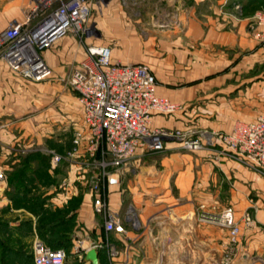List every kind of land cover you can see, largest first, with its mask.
<instances>
[{"label":"crops","instance_id":"1","mask_svg":"<svg viewBox=\"0 0 264 264\" xmlns=\"http://www.w3.org/2000/svg\"><path fill=\"white\" fill-rule=\"evenodd\" d=\"M25 1L0 0V14L3 16L0 27L13 18L22 17L21 7ZM135 2V11L129 12L128 4ZM237 5L241 6L244 19L237 20ZM262 11L264 0H111L101 12L93 14L96 32L91 41L108 44L114 61L141 62L150 67L157 82L156 94L179 106L196 104V110L203 116L201 126L211 130L229 129L234 121L247 122L264 114V108L259 110L253 100L243 102L240 85L235 83L232 88L243 66L239 61L240 51L252 49L256 44L246 30V23L253 14ZM153 21L152 27L147 29L148 38L138 47L141 34H137L135 25L130 24ZM99 23L103 28L109 29L111 26L115 31V35L119 36L112 38L116 40L115 43L95 42L100 34ZM76 48L77 40L64 36L53 47L43 51V58L53 69L55 79H26L0 60V167L4 172L18 170L21 160L34 147L47 142L57 147L64 144L69 116L66 110L68 108L72 112L69 117L75 118L73 114L77 102L75 94L72 97L67 95L61 82L63 77L60 78L62 72L52 57L59 58L64 51L72 53ZM80 53L76 59H72V66L84 57L82 49ZM247 89L249 92L252 86L249 85ZM230 94L233 95L232 100L227 99ZM177 110L172 114H154L151 127L183 128L178 125L183 123L182 118L185 117ZM228 113L232 116L228 117ZM79 115L75 128L82 125L81 109ZM172 142L166 143L165 150L171 149L168 145ZM15 151L16 154L11 156L10 153ZM189 152L179 154L167 151L158 159L156 169L152 168L151 175L145 179L147 186L155 187L153 190L159 191L164 201L169 196L175 199L174 203H162L155 209L145 206L140 213L142 227L134 231L125 229L124 239L136 242L138 237H143L142 241H138L139 246H134L135 249L143 248V258L139 263L145 260L148 264L161 260L202 262L205 228L196 221L195 205L206 202L219 208L230 206L236 214L246 209L254 214L253 227H242L240 257L234 264H264V177L226 154H221L215 161L213 157L209 159L201 153ZM143 155L142 152L134 155L126 165L135 166ZM8 158L14 160L13 165L7 163ZM15 161L17 166H14ZM169 182L174 191L172 194ZM5 188L6 180L0 184V208L9 202ZM74 193L75 189L72 188L65 194ZM88 193L89 197L84 195L76 210L75 225L80 229L72 233L73 240L95 227L93 217L100 218L91 209L89 190ZM112 193L110 208L120 223V192ZM53 198L52 203L57 205L62 197ZM12 212L17 218L16 224L21 219H30L33 223L36 219L35 215L22 208ZM170 230L175 236L170 234ZM166 237L169 243L163 247L162 255L155 253L154 250L164 244ZM171 244L174 246L173 252L170 251ZM121 258L125 259L123 255Z\"/></svg>","mask_w":264,"mask_h":264},{"label":"built area","instance_id":"2","mask_svg":"<svg viewBox=\"0 0 264 264\" xmlns=\"http://www.w3.org/2000/svg\"><path fill=\"white\" fill-rule=\"evenodd\" d=\"M110 1L26 0L21 7L22 17L0 27V60L29 80L49 77L51 69L42 54L45 49L53 47L64 36L80 44L84 57L72 66L66 83L78 100L82 125L73 130L71 150L57 154L50 149L47 153L51 154V168L64 159L81 158L75 163L84 172L89 171L86 181L92 195L91 209L102 219L106 233L124 230L109 207L104 189L130 158L141 152L164 151L166 143L172 141L187 151L215 145L211 138H205L204 132L151 127L154 114H172L178 105L156 94L157 82L146 64L114 61L108 44L91 41L96 32L93 14L101 12ZM249 31L256 40L264 42V11L253 14ZM217 135L222 151L264 173V114L247 122H237L231 132ZM4 181L5 172L0 167V184ZM197 209L199 212L201 206ZM206 216L211 223L225 228L233 243L238 242L241 225L232 207ZM241 220L245 225L252 224L247 213ZM73 241V253L79 259H83L87 249L101 246L99 242L79 238ZM32 242L33 264H64L67 257L64 249L49 247L37 236Z\"/></svg>","mask_w":264,"mask_h":264},{"label":"rangeland","instance_id":"3","mask_svg":"<svg viewBox=\"0 0 264 264\" xmlns=\"http://www.w3.org/2000/svg\"><path fill=\"white\" fill-rule=\"evenodd\" d=\"M20 3V0H17ZM137 2L128 4V10L129 12H132V10L135 11L137 7ZM19 5V4H18ZM237 13L236 17L237 20L244 19V15H242L240 9L241 6L237 5L236 7ZM244 14V13H243ZM3 19V16L0 14V20ZM251 19H248L246 23V30L249 32V34L252 36L251 32L249 31V23ZM5 22V21H4ZM154 23L153 22H138V23H131L130 26L135 25L136 27V33H140V41L139 44H143L144 41H146V34H148V28ZM156 24V22H155ZM152 27V26H151ZM98 28L100 29V34L98 35V38L95 40V42H107L111 41L113 43L116 42V40L112 38H116L115 31L112 30L111 26L108 27L109 29H105V27H102V23L98 24ZM156 28V27H155ZM102 29V31H101ZM104 30V31H103ZM148 31V32H147ZM99 32V31H98ZM115 35V36H114ZM119 38V36H117ZM252 38L256 41V44L252 47V49H246L244 51H240L239 53V61L240 64L243 65L240 67V72H239V79L237 81L234 80L232 84V88L234 87L233 85L236 83L239 86L240 89H242V100L243 102L245 100H253L258 107L259 110H263L264 108V44L263 42H259L256 40L253 36ZM76 44L74 43V47ZM142 47V46H141ZM81 46L79 43H77V48L76 51L72 53H67L64 51V54H60L59 58L52 57L54 60L57 62V67H59V70L62 72L61 77H63V80L61 81L63 85L65 86V90L67 95L70 97L74 96V92L70 88L69 85H67L66 80L69 72L72 70V64L73 61L72 59H76L79 54H81ZM251 53V54H250ZM152 57V56H151ZM247 58V59H246ZM5 63V62H4ZM6 64V63H5ZM7 66V64H6ZM232 66V64L230 65ZM62 69V70H61ZM51 69V73L49 77L51 79H55V75ZM226 70V69H225ZM249 85L252 86V89L248 92V87ZM45 93V92H44ZM43 93V94H44ZM229 94V93H228ZM230 94L227 96V99L232 100L233 95ZM74 100V99H73ZM75 102H77V107L75 110V118L74 117H69L71 113L69 112L68 108L66 110V114L68 116V123H67V137L66 140L64 141V144L61 145L60 147H57L55 145H52L50 142H47L45 145H41L38 147H34L29 155L30 158L27 160L28 161V171L26 173V179H28L24 183V187L27 191V197L24 200L25 203L28 205L31 204L32 199L36 198H42L45 197L47 202L45 203L47 206L45 207L46 210H54L57 207H62L65 205V202L69 200L68 197L72 196V198H77L80 201L83 200V196L86 195V198H88V190H89V184L88 180L89 179V171L85 170L83 167L80 165L78 166L75 161H79L81 158L78 157L74 161L71 159L68 160H61L58 162V164L54 167L51 168V154L47 153L48 150L52 149L55 153L57 154H63L68 150H71L72 147V135H73V130L78 124V118H79V110L80 106L78 103V100L75 99ZM196 104L189 103L187 106L178 105V112H182L185 118H182L183 123L179 124L178 127H183V128H178L181 130H191L196 133H203L205 138L212 139L213 143L215 145L204 148L203 150H196V151H190V150H185L180 147V145L177 142H172V144L168 145L171 146V149H167L164 151H161L159 154H144L142 157H140L137 161L138 163L135 166L127 164L126 167L123 170H120L116 175H114L113 180L111 183L106 184L104 193H105V198L107 199L109 203V207L111 205V197H112V192H120V205H119V213H118V220L120 219V223H122L123 229L125 230H132L133 229H139L142 227V218L140 216V213L143 211L144 207H150V208H158L160 204H172L174 203L175 197H167V201H164L161 197V194L158 193L159 191L153 190L156 189L155 187L153 188L152 186H147L145 179L148 177L147 175H151V169H156V165L159 162L158 159L160 157L164 156L167 154V151L169 152H177L179 154L183 153H191V154H199L201 153L203 157H207L209 159H213L216 161V158L220 156L221 154H226L232 158L233 156L229 155L228 152L222 151L220 148V143L218 140V135L217 133L222 132V133H229L233 130L234 124L237 122H242V121H234L233 126L229 129L227 127H224L219 130H211L206 128L205 126H201L200 122L202 121L203 116L199 111L196 110L195 108ZM229 115V113H228ZM77 116V117H76ZM232 116L230 114L228 117ZM204 125V124H203ZM15 148V145L12 146ZM16 154L15 152L10 153ZM236 159V158H234ZM237 160V159H236ZM7 163L10 164L14 160L11 158V160L8 158L6 159ZM240 162V161H239ZM242 163V162H240ZM47 164L50 165V171L48 172H41L39 171L44 170ZM243 164V163H242ZM14 166H17L16 161L14 163ZM246 166V165H245ZM44 167V168H43ZM247 167V166H246ZM249 168V167H247ZM126 169V170H125ZM249 169H254V168H249ZM256 170V169H254ZM257 171V170H256ZM258 172V171H257ZM260 173V172H258ZM264 177V173H260ZM5 180H6V188H5V196L9 199V202L6 204V206H2L0 208V221L3 223L5 222L10 229L6 228L3 230H7V233L5 234H0V237L2 239H8V243H10V246L16 249H20V251L27 255L31 256V250H32V240L37 235L36 229H35V223L37 222L36 219L33 222H31V225H28V221L30 219H21L19 222L16 224V216L13 215L12 210H16L18 208H22L25 211H28L30 214L34 215L31 210H27L25 207H20L19 206V195H18V185L21 186V184H18L17 180V169L16 170H11L7 171L5 170ZM66 185V189H63V187ZM171 194L174 193L172 186L169 182ZM150 187V188H149ZM74 188L75 189V195H66L65 193L68 192V190ZM157 191V192H156ZM157 193V194H156ZM53 196H60L62 197L60 202L57 203V205H54L52 203V200L54 199ZM92 196V195H91ZM68 198V199H67ZM165 199V198H164ZM28 200V201H26ZM22 201V200H21ZM80 205V204H79ZM195 208V218L198 223H200L203 228V237H204V243H203V252H204V258L203 261L198 264H234L240 257L239 253V247L241 245V230L242 227L245 228H250L253 227L255 224L254 220V214L251 213L248 209L243 210L240 214H236V211L234 210L235 214V219L239 221L241 225V230L239 233L238 237V242L233 243L229 236L228 232L225 228H221L210 221L206 218L207 214L210 212H215L219 213L221 210L224 208H219L214 205H210L208 203L204 202H198ZM201 206V210L198 212V207ZM33 211H39L41 212V221L39 222L40 224H47L48 222H44L42 220L43 215L42 212L43 210L37 206L34 205V208L32 209ZM200 213V216L197 214ZM247 213L252 220L251 225H245L243 223V220H241L242 215ZM36 217V216H35ZM48 217V215H47ZM126 220H125V218ZM200 217V221L198 218ZM101 222L102 219L98 217H93L92 223L95 224L94 228H91L90 231L84 232L81 236H78L79 239L86 238L88 239V242H99L101 246L98 247V249H101V262L100 264H148L147 261L143 263H139V260L143 258V248H138L135 249L134 246H139L138 241H142L143 237L140 236L138 237L139 240L136 242H132L129 238L124 239L126 237L125 231H113V233H106L102 232L101 229ZM174 231V230H173ZM74 234L76 233V230L73 231ZM134 233V232H133ZM144 233V232H143ZM170 234L175 236L174 232L170 230ZM169 235V237L172 239L173 238ZM208 241H207V239ZM206 239V240H205ZM84 240V239H83ZM169 238L166 237V240H164V244L160 247H157L155 249V253L161 254L164 252L163 247H167V244ZM86 241V240H85ZM172 245V244H171ZM173 246V245H172ZM170 247V251L173 252V247ZM70 253H67L66 260L64 264H75V262H80L81 259H79L78 256H76L73 253L72 247L69 249ZM72 252V253H71ZM121 255H123L124 258H121ZM22 254V259L20 262H16L15 259H9V261H6L5 264H26V259L24 258V255ZM125 255V256H124ZM127 257V258H126ZM1 259V257H0ZM124 259V260H123ZM123 261H125L123 263ZM98 263V264H99ZM81 264H89L87 263H81ZM153 264H195V261L191 262L190 261H181V260H165L164 262L161 260L156 261Z\"/></svg>","mask_w":264,"mask_h":264},{"label":"trees","instance_id":"4","mask_svg":"<svg viewBox=\"0 0 264 264\" xmlns=\"http://www.w3.org/2000/svg\"><path fill=\"white\" fill-rule=\"evenodd\" d=\"M31 155H26L21 160V167L17 170V180H18V195H19V206L25 207L27 210H31V212L36 216V223H35V229L37 232V237L44 242L46 245L52 248H61L64 249L66 253H70L69 249L73 245V238L72 233L74 230L80 229L77 227L76 224V210L79 207V199L72 198V196L69 198L68 201L65 202V205L62 207H57L54 210H46L45 207L47 206L45 203L47 200L45 197L42 198H36L32 199L33 202L31 204H27L24 202V200L27 197V191L24 187V183L28 180L25 176L28 171V159ZM44 170H39L41 172H48L50 171V165L47 164V166H44ZM43 167V168H44ZM28 198V197H27ZM22 200V201H21ZM28 201V200H26ZM34 205L41 208L43 210L42 220L44 222H48L47 224H40L41 221V212L39 211H33ZM48 215V217H47ZM28 225H31V220L28 221ZM10 229V227L7 226L5 222L0 221V234L7 233V230L3 229ZM104 232V228L101 230ZM110 233V232H109ZM8 239H2L0 237V264H5L6 261H9V259H15L16 262H20L22 259V252L20 249L13 248L10 246V243H8ZM72 253V252H71ZM24 258L26 259V264H33V257L27 256L25 254ZM98 255H99V262H101V249H98ZM84 263V260L81 259L80 262H75V264H81ZM100 264V263H99Z\"/></svg>","mask_w":264,"mask_h":264},{"label":"water","instance_id":"5","mask_svg":"<svg viewBox=\"0 0 264 264\" xmlns=\"http://www.w3.org/2000/svg\"><path fill=\"white\" fill-rule=\"evenodd\" d=\"M83 256V260L89 262V264L99 263L98 250L94 247L87 249Z\"/></svg>","mask_w":264,"mask_h":264}]
</instances>
